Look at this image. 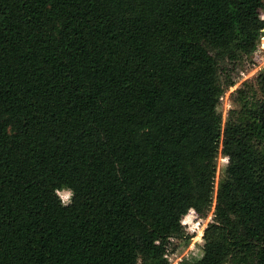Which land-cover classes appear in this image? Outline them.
<instances>
[{"label":"trees","instance_id":"1","mask_svg":"<svg viewBox=\"0 0 264 264\" xmlns=\"http://www.w3.org/2000/svg\"><path fill=\"white\" fill-rule=\"evenodd\" d=\"M263 6L0 0V264H169L221 143L189 264H264V70L220 110L221 59L257 51Z\"/></svg>","mask_w":264,"mask_h":264},{"label":"rangeland","instance_id":"2","mask_svg":"<svg viewBox=\"0 0 264 264\" xmlns=\"http://www.w3.org/2000/svg\"><path fill=\"white\" fill-rule=\"evenodd\" d=\"M259 17L264 22V6L259 9ZM225 71L223 79L226 80L227 74L231 75L235 84L231 87H226L223 101L220 105V110L223 114L224 123L227 120L230 109L236 106L234 99L236 96V90L243 85V83L250 82L254 84V80L259 72L264 68V29L263 37L259 42V47L249 57H243L242 59L228 63L224 58L221 59ZM228 157L224 153V147L220 144L217 166L215 172V193L214 200L207 211L205 216H200L194 210H190L182 219V232L179 236L171 238L170 244L167 246L166 258L169 260V264H189L192 261H198L203 254L204 237L201 240H196L194 237L199 235L201 231L204 232L209 224L214 220L216 206L218 204V192L221 189L223 182L227 175ZM58 193L65 203H69L72 197V191L68 188L60 187ZM211 217V219H209ZM189 221L187 224L184 221ZM138 264H143L140 259ZM226 264H233L232 261Z\"/></svg>","mask_w":264,"mask_h":264},{"label":"snow or ice","instance_id":"3","mask_svg":"<svg viewBox=\"0 0 264 264\" xmlns=\"http://www.w3.org/2000/svg\"><path fill=\"white\" fill-rule=\"evenodd\" d=\"M209 219H211V217H209ZM188 222L189 221H187V220L184 221L185 224H187ZM202 236H204V232L203 231H201V233L199 235H196L194 238L199 241V240H201Z\"/></svg>","mask_w":264,"mask_h":264},{"label":"water","instance_id":"4","mask_svg":"<svg viewBox=\"0 0 264 264\" xmlns=\"http://www.w3.org/2000/svg\"><path fill=\"white\" fill-rule=\"evenodd\" d=\"M262 70H264V68H262Z\"/></svg>","mask_w":264,"mask_h":264}]
</instances>
